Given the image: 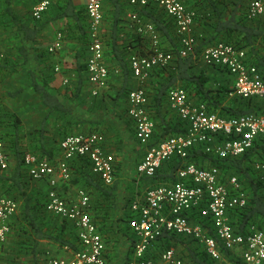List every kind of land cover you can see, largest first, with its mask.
<instances>
[{"label":"built area","instance_id":"1","mask_svg":"<svg viewBox=\"0 0 264 264\" xmlns=\"http://www.w3.org/2000/svg\"><path fill=\"white\" fill-rule=\"evenodd\" d=\"M53 1L39 0L33 5V18L40 20ZM149 1L130 0V3L133 6H143ZM152 1L174 19L178 47L176 50L161 48L159 33L154 23L142 19L137 11H131L129 17L150 45L147 53H136L130 57L132 72L141 80L147 78L154 68L168 66L176 56L194 54L197 46V37L193 32L196 12L187 7L183 0ZM245 1L250 18L264 13V0ZM85 6L90 29L87 74L93 85L92 94L96 96L106 85L109 73L100 33L103 21L102 0H86ZM62 41L63 35L58 31L55 40L48 45V51L59 50ZM201 57L207 65L223 67L234 76L233 95L264 100V75L255 63L248 61L244 48L221 41L205 47ZM60 69L61 67L56 65L55 71ZM67 83L68 78H65L63 84ZM168 101L170 107L186 123V131L151 144L155 122L147 106V91L140 85L128 93V113L135 122L136 138L146 146L144 157L137 165V172L151 177L165 161L173 157L182 161L174 183L152 186L145 191L141 199L131 203L132 216L128 224L136 236V242L133 258L128 264H185L174 247L161 251L157 257L148 256L152 243L165 232H174L197 240L216 260L222 259L220 245H223L231 250L241 249L243 264H264L263 231L251 226L250 232L243 235L236 233L229 223L228 210L243 207L248 200L238 177L231 175L223 182L217 168H206L189 160L191 151L198 145H203L205 151L213 152L219 157L237 156L245 152L257 136H264V112L225 117L216 111H209L206 103L194 101L188 90L182 86H173L170 89ZM219 135H231L232 138L218 139ZM105 142L106 135L101 131L79 132L69 134L61 140L60 147L64 158L58 164L40 158L32 152L23 156L30 177H51L52 188L48 191L46 209L71 221L79 239L80 246L73 252L72 257L51 258L50 264L106 262V245L98 223L90 211V194L81 189L77 200L69 201L57 192V181L54 177L58 172L62 178L68 179L71 174L68 161L76 157H87L92 163V170L103 182L106 185L113 184L115 156L105 150ZM7 167L8 158L0 132V168ZM254 167L264 178V160L256 161ZM17 207L16 199L0 195V262L11 229L9 220L16 213ZM194 211L201 221H195L191 217ZM204 216L211 218L217 238L210 235L208 228L204 227Z\"/></svg>","mask_w":264,"mask_h":264},{"label":"trees","instance_id":"2","mask_svg":"<svg viewBox=\"0 0 264 264\" xmlns=\"http://www.w3.org/2000/svg\"><path fill=\"white\" fill-rule=\"evenodd\" d=\"M37 1L39 0H36L34 3ZM183 2L187 5L185 0ZM216 2L223 3L226 7L234 4V8L230 10L228 15H223V9H220ZM14 3L15 0H3L4 14L7 20V24H3V26L5 29L11 26L12 32L14 33L12 37L18 38L17 56L20 57V64L25 65L27 68V75L30 79L32 91L39 96L41 103L47 107L48 114L53 112L64 115L73 114L75 108L70 102V99L78 95L77 91L68 87L65 92H62L55 87L51 76L54 74V67L49 73L43 72V68L40 67V61L45 60L47 62V55L34 49V42L38 39L39 32L44 22L47 21V18L45 21H43V17L40 20H35L31 14V7L29 8L31 17H24V19L15 11ZM130 4V0H102V25L104 31L101 33V39L103 41L104 57L109 71L108 78L112 70H114L113 66L120 65L122 67L124 82L122 83L120 93L126 96L127 101L128 93L131 90L128 88L127 78L133 75L130 57L133 53L145 54L150 48L149 41L145 40V37L137 31L136 24L128 16V9L131 8H129ZM210 5V15L207 18L210 20L212 17H215L217 21L214 38L208 39L205 42L204 39L199 43L197 42L194 54L185 57L176 56L168 66L154 68L151 72L154 71L156 74H160L162 78L158 82L159 85L154 93L152 92L153 90L144 87L149 97L147 106L150 115L159 129L153 135L151 144H156L167 137L186 131V123L169 107L168 93L177 82L182 83L181 86L188 90L192 99L206 103L209 111H216L222 116L233 117L247 113L259 114L264 112V100L255 97L243 98L239 95H234V97L230 98V93L233 92L234 86L221 82L219 84L214 83L212 77L204 71H193L195 61L201 57V52L205 47L224 41L232 43L239 48H244L248 55V61L255 63L264 75V13L255 18H250L247 14L245 0H210ZM131 6L133 7L132 4ZM49 9L53 10L54 18H65L67 20L66 26L59 28L63 32L64 37L67 40L77 39L82 45L77 53L78 65L74 70L77 75L78 84L82 83L81 85H84L85 81L88 80L86 51L90 41L89 16L86 6L79 7L73 0H54ZM132 11H137L142 19L154 23L160 40L161 37L168 34L174 44V47L171 49L176 50L178 47V37L175 32V21L161 6L150 0L146 5L134 6ZM196 18L199 19L197 15ZM32 20L35 23H32ZM125 22H131L132 24L131 32H129L130 40L128 41L127 37L124 40H120V32L124 33L123 26L126 25L124 24ZM221 34H225V36L219 37L218 39L217 36ZM160 46L163 49H167L165 46H162V42H160ZM212 67L229 72L223 67ZM76 89L79 90V86ZM18 91L16 90L14 92ZM128 108L129 104L126 108L127 112ZM14 117L15 126L17 127L21 119L16 115ZM47 117L48 115L40 126L27 133L30 136L31 143L25 150L18 149V146L15 145L19 136L16 137V140L11 139L0 130L5 148L11 147L10 142L15 140L12 146H14L16 154H19V163L13 175H0V195L11 196L16 199L10 193L15 188V195H20L24 201L26 214L24 212L23 218L26 220V224L20 222L17 224L16 221H11V218L9 220L10 227L14 228L16 234H22L27 231V227H30L35 230L38 238H49L62 245L71 243L72 246H75L74 250H77L79 248V241L74 225V230H65L68 226V219L59 217L60 215L57 216V214L46 209L48 192L43 193L40 198H37L38 203H36V206H39V212L37 214L31 213V209L34 207L31 205L33 195L27 191L30 180L25 178L28 175L27 170L24 175L21 170L23 167V153L25 151L31 150L32 153H35L40 158H44L43 156L46 152H49L44 141ZM92 130L101 131L105 134L104 130L100 129V127H94ZM69 134L75 133H67L65 130L63 138ZM156 135L159 136L157 137ZM217 138L229 139L232 136L219 135ZM191 152L192 158L196 163L204 167L205 165L216 166L221 172V180L223 182L227 181L231 175H236L243 189L246 191L248 195L247 204L243 207H233L228 210L229 223L232 225L234 231L247 235L250 232L251 226H255L264 233V178H262L261 174L254 167L256 161L264 160V136H257L252 146L237 156L219 157L217 154L207 152L201 147L197 149L193 148ZM75 159L81 160V164L85 167L84 171H80V175L76 181L83 180L82 185L90 196H98L100 194L108 195L111 191V188H109L111 185H106L101 177L92 170L90 159L87 157H76ZM166 162L168 163H166L165 173H162L161 167L164 165L162 164L157 169L155 175L151 177L161 179L162 176H165V178H162L166 179L168 175L170 180L175 179V171L181 165V159L173 157ZM74 184L76 183L74 182ZM92 196L90 208L94 205L92 203ZM41 207L45 215L41 214ZM92 216L97 221V213L95 216L92 214ZM127 216L128 220L126 219V221H129L132 215ZM197 218H199L198 215ZM17 219H19V215ZM204 227L208 228L210 235L217 238L215 228L209 216H204ZM103 240L105 243L104 238ZM154 244L156 245V250L159 252L171 247L177 248L178 254L185 261V264H219L221 260L228 261V264H243V259L234 250L220 245L222 259L216 260L207 253L201 243L193 238L174 232H165ZM149 256L157 257L158 255L151 254ZM129 258L130 256H128L125 264H127Z\"/></svg>","mask_w":264,"mask_h":264},{"label":"crops","instance_id":"3","mask_svg":"<svg viewBox=\"0 0 264 264\" xmlns=\"http://www.w3.org/2000/svg\"><path fill=\"white\" fill-rule=\"evenodd\" d=\"M35 1L36 0H15L14 9L23 18L31 17L29 8L33 7V5L38 2L34 3ZM73 1L79 7L85 6L86 3V0ZM185 2L190 9L196 12L199 18H196L193 24V32L195 35H197L200 41L204 39V42L208 39H213L216 33L215 26L217 21L215 17H212L210 20L207 18V16L210 15V0H198L197 2L196 0H185ZM216 4L220 9H223V15H228L230 10L234 8V4H230L228 7L220 2H216ZM133 7L131 4L129 5L130 9H128V16ZM43 18V21H45L46 18L47 21L44 22L39 32L38 39L34 42V49L38 52L46 53L47 55V62L45 60L40 61V67L43 68V72L49 73L53 70V67L55 70L56 65L61 67L60 71H53L54 74L51 75L55 87L62 92H65L68 87L77 91L78 95L70 99V102L75 108L74 113L71 115H64L56 112L48 114L47 107L41 103L39 96L32 91L30 79L27 75V68L25 65L20 64V57L17 56L18 38L12 37L14 33L12 32L11 26L6 29L3 26V24H7V20L4 14L3 0H0V130L11 139L16 140V137L19 136L15 145L18 146V149L25 150L31 143L30 136L27 133L40 126L48 115L47 122L45 123L46 132L44 141L49 152H46L43 157L55 164H58V162L64 158L60 142L65 134V130L67 133L91 131L94 127H100V129L104 130L106 134L104 148L107 152L115 156L114 181L113 184L109 186L111 191L108 195H91L94 205L90 210L94 216L97 213V223L105 239V264H125L128 256H130L128 261L133 258L134 244L136 242V236L129 227L128 221H126V219L128 220L127 215H132L130 210L131 203L141 199L145 191L152 186L174 183L177 180L178 169L175 171V179L173 180H170L168 175L166 179H163L165 176H162L163 178L161 177V179H155L154 177L140 175L137 172V165L144 157L146 146L142 145L136 138L135 122L126 110L128 101L126 96L120 93L122 83L124 82L122 67L120 65L113 66L114 70H112L106 85L99 91L98 95L94 96L92 94L93 85L89 79L85 81L84 85H81L82 83L78 84L74 69L78 65L77 53L82 45L77 39L67 40L63 32L59 29L61 26H66L67 20L65 18H54L52 9L46 11ZM32 23H35V21L32 20ZM124 24L126 25L123 26L124 33L120 32V40H124L127 37L128 41L130 40L129 32H131L132 24L131 22H125ZM58 31L63 35L62 47L55 52H49L48 45L55 40ZM103 31L104 28L101 24L100 33ZM224 36L225 34H221L217 36V38L219 39V37L221 38ZM160 42H162V46H165L167 49L174 47L168 34L161 37ZM87 55L88 51H86V57ZM195 62L193 68L194 72L204 71L212 77L214 83L216 82L219 84V82H221L232 86L234 85L235 78L228 72L207 65L202 57H199ZM65 78H68V86H66L67 84H63ZM161 80L160 74H156L153 71L144 80L139 79V77L134 74L130 75L127 78V83L128 88L131 90L141 85L147 89L153 90L152 92L154 93L159 85L158 82ZM181 84V82H177L174 86H181ZM78 86L79 90L76 89ZM16 90L19 91L14 92ZM232 97H234V95L231 92L230 98ZM14 115L21 119L19 126H17L18 128L15 126ZM158 130V127L155 125L154 134L158 132ZM156 136L158 137L159 135ZM15 140L10 142L11 147H6L8 167L5 169L0 168V175H13L19 163V154H16L14 146H12ZM198 147L204 150L203 145H198L194 148L197 149ZM28 152L31 151L27 150L23 154ZM189 160L196 163L192 158V152ZM68 162L71 173L70 177L64 179L58 172L55 173L54 177L57 181L55 188L64 198L69 201H75L78 198L79 190L85 189L82 185L83 180L79 182L76 181L80 175V171H84L85 167L81 164V160L79 159L73 158ZM166 163L168 162L165 161L163 167H161L162 173H165ZM197 164L203 166L199 163ZM22 166L21 170L24 175L26 168L23 161ZM25 178L30 180L27 191L33 195L31 205L34 207L31 209V213L37 214L39 212V206H36V203H38L37 198H40L43 193L48 192L52 188L50 183L51 177L45 176L41 179H35L26 175ZM74 182L76 184H74ZM10 193L15 196L18 204L17 211L11 217V221H16L17 224L18 222L26 224V220L23 218L25 205L22 197L20 195H15V188H13ZM40 212L42 215H45L42 207ZM18 215L19 219H17ZM191 217L195 221H200L195 211L191 214ZM67 222L68 226L65 230H74L73 223L68 220ZM156 242L157 240L152 243L148 251V256L151 254H156L157 256L160 253L156 250V245L154 244ZM78 244L80 246V243ZM70 245L71 243L62 245L49 238H38L35 230L30 227H27V231L22 234H16L14 228L11 227L4 245V255L0 264H50L49 260L51 258L72 257L75 246ZM176 250L178 251L177 248ZM236 253L241 256V249Z\"/></svg>","mask_w":264,"mask_h":264},{"label":"rangeland","instance_id":"4","mask_svg":"<svg viewBox=\"0 0 264 264\" xmlns=\"http://www.w3.org/2000/svg\"><path fill=\"white\" fill-rule=\"evenodd\" d=\"M195 34V33H194ZM196 37H197V35H195ZM197 42L199 43L200 42V40H199V38L197 37ZM134 54H136V53H133L132 55H134ZM227 72V71H226ZM229 73V72H228ZM229 74H231V73H229ZM232 75V74H231ZM31 151V150H30ZM205 167L206 168H217L216 166H208V165H205ZM218 169V168H217ZM219 170V169H218ZM219 172H220V170H219ZM220 174H221V172H220ZM234 251H240V249H235ZM241 257V256H240ZM219 264H228V261H226V260H221V261H219Z\"/></svg>","mask_w":264,"mask_h":264}]
</instances>
